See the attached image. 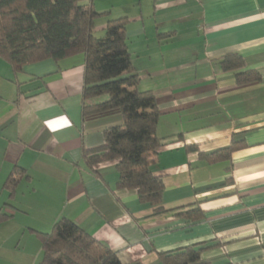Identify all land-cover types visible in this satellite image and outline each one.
I'll use <instances>...</instances> for the list:
<instances>
[{"label":"crops","instance_id":"obj_1","mask_svg":"<svg viewBox=\"0 0 264 264\" xmlns=\"http://www.w3.org/2000/svg\"><path fill=\"white\" fill-rule=\"evenodd\" d=\"M93 1L105 13L99 31L109 19H128L139 88L156 97L162 145L153 171L164 181L168 211L157 214L137 190L118 188L115 162L96 170L86 164L84 149L104 144L106 129L123 117L117 109L83 116V54L27 64L17 77L6 62L0 209L12 217L0 225V255L9 233L49 232L67 217L123 264H162L158 252L198 242L215 244L202 263L264 264V0ZM232 53L261 81L239 85L224 72L217 60ZM233 140L245 145L216 164L188 149L212 152ZM15 167L25 172L11 196L4 185ZM196 204L202 219L179 215Z\"/></svg>","mask_w":264,"mask_h":264},{"label":"trees","instance_id":"obj_2","mask_svg":"<svg viewBox=\"0 0 264 264\" xmlns=\"http://www.w3.org/2000/svg\"><path fill=\"white\" fill-rule=\"evenodd\" d=\"M102 15L105 13L98 12L93 0H0V58L10 64L17 77L27 64L83 54V116L117 109L123 117L121 124L106 129L104 144L84 149V160L95 170L115 162L117 187L137 190L141 203L162 214L168 211L163 206L165 184L153 171L162 145L157 135L161 112L153 91L139 88L140 75L128 46V19H109L99 36L98 18ZM217 63L224 72H234L239 85L262 79L257 70L246 69L239 54H228ZM16 83L19 88L20 83ZM244 145L243 140H233L212 152L199 151L196 146L188 149L198 151L201 161L216 164L230 161ZM24 172L15 167L6 180L4 186L11 196ZM232 181L228 177L223 185ZM179 215L198 221L204 210L196 204ZM11 217L0 209V225ZM33 231L42 246L39 264H123L108 245L67 217L59 218L49 232ZM214 246L198 242L160 251L158 257L162 264H206L201 262L202 253Z\"/></svg>","mask_w":264,"mask_h":264},{"label":"rangeland","instance_id":"obj_3","mask_svg":"<svg viewBox=\"0 0 264 264\" xmlns=\"http://www.w3.org/2000/svg\"><path fill=\"white\" fill-rule=\"evenodd\" d=\"M97 35H103V32L99 31ZM0 62L2 66L0 73H3L4 67L9 65L2 58H0ZM8 239L9 243L4 244L1 249L0 264H36L38 256H40V260L42 259L41 243L29 227L25 230L24 236L21 230L9 233Z\"/></svg>","mask_w":264,"mask_h":264}]
</instances>
